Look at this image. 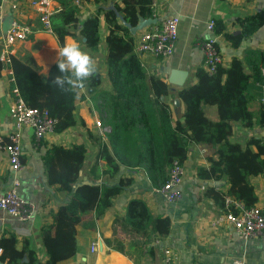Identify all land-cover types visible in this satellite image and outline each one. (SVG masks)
I'll list each match as a JSON object with an SVG mask.
<instances>
[{
	"label": "trees",
	"instance_id": "16d2710c",
	"mask_svg": "<svg viewBox=\"0 0 264 264\" xmlns=\"http://www.w3.org/2000/svg\"><path fill=\"white\" fill-rule=\"evenodd\" d=\"M60 9L51 18L53 34L59 47L66 37L82 42L85 49L96 52L99 45V15L107 26L105 57L106 78L109 90L97 95L101 124L108 130L104 137L87 133L96 148L91 171L99 161L105 162L102 175L113 177L122 167L130 171L143 170L154 187H160L167 178L173 161L183 163L188 145L212 148L213 156L208 159L207 168H199L196 177L202 181L225 179L229 184L228 196L240 201L245 208L254 206L257 198L250 178H264V142L250 138L243 149L237 143L228 141L231 124L238 123L250 129L256 123L264 126V103L259 106L256 117L248 109L250 91L254 83L263 84L264 51L248 50L243 61L232 58L227 67L218 66L214 74H208L203 67L195 69V83L180 88L176 97L184 105L182 122H172L167 103L170 94L168 86L155 75L146 74L135 53L133 36L128 27H135L139 19L155 17L152 0H119L113 9H98L94 15L80 21L78 8L73 0H57ZM214 22V34H222L229 45L237 49L242 40L254 34L264 25V11L237 20L240 33H224V25ZM243 62L249 73L244 71ZM30 68L34 65L26 60ZM20 94L29 108L45 110L56 120L55 133L82 125L76 116L75 103L81 97L76 86L58 89L51 83L58 75L56 65H51L44 75H39L27 87L22 86L14 70ZM101 84V75L93 72L84 82L87 94L96 92ZM215 106L218 121L206 118L202 106ZM255 120V121H254ZM255 147V151L251 147ZM86 156L83 145L69 148L52 146L43 156L44 173L48 185L57 186L58 191L68 195L67 201L52 215L49 226L42 228L40 236L45 249L46 261L40 263L32 252L27 253V262H22L25 250L15 249V239H0V259L6 264H57L74 256L76 252L75 227L83 215L93 213L94 219L101 218L111 205V200L121 194L130 178L120 179L117 184L105 182H79V173ZM205 196L221 208L223 196L214 189H207ZM115 223L125 232L135 233L141 239L131 243L130 248H143L149 241L162 239L170 232V220L164 217L152 218L141 201H131L124 218ZM94 227V222L87 225ZM111 250L129 255L124 245L115 239H104ZM151 254V249L147 253ZM137 264V263H136Z\"/></svg>",
	"mask_w": 264,
	"mask_h": 264
},
{
	"label": "crops",
	"instance_id": "0c3cea01",
	"mask_svg": "<svg viewBox=\"0 0 264 264\" xmlns=\"http://www.w3.org/2000/svg\"><path fill=\"white\" fill-rule=\"evenodd\" d=\"M32 0H0V48L3 38L2 24L10 16L13 22L28 25L34 33L25 41L17 42L14 46L15 70L22 86L27 87L39 75H44L48 68L58 60L59 45L54 34L40 29L38 13L31 5ZM119 0H83L78 8V20L82 21L94 15L98 9H110ZM53 8L58 12L59 2L54 0ZM156 26L170 16L179 18L177 28V42L174 52L168 59L161 60L147 55L138 58L148 75H155L168 86L170 94L167 98L171 110L172 122H182L184 113L183 103L176 97L177 90L195 83V69L202 67L203 57L200 44L212 34L206 25L210 21H219L224 25V33L236 35L240 33L237 20L255 15L264 11V0H158L154 3ZM99 45L96 52L84 48L82 38L80 42L66 37L64 44L70 41L79 43L82 51L93 60L94 72L106 77V68L103 65L105 57V42L107 26L103 16L99 15ZM145 28L131 33L134 46L140 40ZM216 45L222 58V67H227L232 58L243 61L248 50L264 51V25L254 34L242 40L237 49L232 48L222 34H213ZM34 65L30 68L26 60ZM244 71L249 73L243 62ZM172 70L186 72L182 85L170 83ZM264 77V75L262 74ZM108 91V90H107ZM87 94L86 88L77 87V94L81 98L75 103L76 116L82 125L73 126L62 133H53L44 137L38 144L35 143L32 130L23 127L21 136L22 169L17 173L19 180L18 195L33 207V215L29 221L22 222L10 217L0 210V239L13 237L17 251L25 250L22 262H27V253L30 251L40 263L47 257L41 240V230L52 222V215L63 205L68 195L58 191L57 186L48 185L44 173L43 156L52 146L69 148L74 145H83L86 156L79 173V182H105L108 185L117 184L120 179L130 178L131 182L126 189L111 200L110 207L99 219H94L93 213L83 215L81 222L75 227L76 252L73 257L57 264H163V250L170 249L177 258L178 264H232L240 260L242 264H264V242L244 241L229 228L224 226L211 227L209 221L217 216L222 208L211 198L205 196L207 189H214L220 195H228L229 184L221 178L219 180L202 181L196 177L199 168L209 166L208 159L213 156V149L200 145H188L186 160L182 163L185 175L183 177L181 198L174 203H167L156 192L150 177L143 170L130 171L122 167L115 176L107 177L101 174L106 169L105 162L99 161L97 168L91 171L96 148L88 139L87 133L101 134L96 122H101V113L98 108L97 95ZM11 94L7 82V74L0 65V140L7 139L14 131L13 122L8 113L11 103ZM264 103V83H254L250 91L249 111L256 117L259 106ZM207 119L218 121L216 112L209 106H202ZM255 121V120H254ZM250 138L264 142V126L256 123L252 128L241 127L238 123L231 124L230 143H237L243 149ZM251 149L255 151V147ZM13 174L9 170L6 153L0 148V192L7 191L12 185ZM250 184L257 198L255 205L264 204V178L252 177ZM203 187V189H201ZM131 201H141L145 204L152 218L166 217L170 220V232L162 239L149 241L143 248L132 247L131 243L138 242L141 237L135 233L123 231L115 220L125 217ZM94 222V227L87 225ZM104 239H115L124 245L129 255L121 254L109 249ZM157 241V244H156ZM96 244L92 252L91 246ZM151 249V254L148 251ZM1 252V250H0ZM0 262L2 263L1 259ZM6 264V263H2Z\"/></svg>",
	"mask_w": 264,
	"mask_h": 264
},
{
	"label": "built area",
	"instance_id": "2783aa9c",
	"mask_svg": "<svg viewBox=\"0 0 264 264\" xmlns=\"http://www.w3.org/2000/svg\"><path fill=\"white\" fill-rule=\"evenodd\" d=\"M82 1L73 0L72 4L79 6ZM152 1L154 5L158 0ZM53 3L54 0L31 1V5L38 13L40 29L50 34H53L51 18L57 12L53 8ZM178 23L179 18L177 16H170L160 26H156V24L148 26L137 45H135V51L140 55H147L161 60L170 58L177 42ZM206 29L212 36L200 44L203 57L202 67L208 74H214L218 66H221L222 58L213 37L214 22H208ZM33 33L34 31L28 25L12 22L10 28L3 35L0 48V65L7 74V82L12 98L8 113L14 125V131L8 135L7 139L0 140V148L5 151L9 170L13 174L10 189L0 192V210L22 222L29 221L32 218L34 209L18 195L20 183L16 175L22 169L20 130L23 127L30 128L34 141L38 144L44 137L55 132L54 127L56 124V120L50 118L45 110L26 106L14 74V46L17 42L27 40ZM262 74L264 75V70ZM96 127L99 128L101 134H105L108 130L101 122H96ZM184 175L183 165L178 161H173L168 170L166 181L156 189V192L165 202L174 203L181 198V185ZM223 202L220 213L209 221L211 227L224 226L244 241L264 242V204L245 208L240 201L234 200L228 195H223ZM90 250L94 252L96 244H93ZM163 264H178L177 258L170 249L163 250ZM232 264H242V262L234 260Z\"/></svg>",
	"mask_w": 264,
	"mask_h": 264
},
{
	"label": "clouds",
	"instance_id": "9594fccd",
	"mask_svg": "<svg viewBox=\"0 0 264 264\" xmlns=\"http://www.w3.org/2000/svg\"><path fill=\"white\" fill-rule=\"evenodd\" d=\"M57 55L59 59L54 63L59 74L52 77L51 83L58 89L83 87L95 70L92 58L74 40L63 44Z\"/></svg>",
	"mask_w": 264,
	"mask_h": 264
},
{
	"label": "water",
	"instance_id": "95a60500",
	"mask_svg": "<svg viewBox=\"0 0 264 264\" xmlns=\"http://www.w3.org/2000/svg\"><path fill=\"white\" fill-rule=\"evenodd\" d=\"M110 9H113V7H111ZM117 17L124 26L129 28L130 33H134L135 31L141 30L142 28H147L148 26L154 25L157 22V19L155 17L149 18V19H139V22L135 27H130L128 24L123 22V19L120 15L117 14ZM12 22H13V19L10 16H8L5 19V21L2 24L3 34H5L6 31L10 28ZM82 41L84 42V39H82ZM185 77H186V72L178 71V70H172L170 73L169 81H170V83H176V80H178L180 82V85H182ZM0 264H2V263L0 262Z\"/></svg>",
	"mask_w": 264,
	"mask_h": 264
},
{
	"label": "rangeland",
	"instance_id": "374dc122",
	"mask_svg": "<svg viewBox=\"0 0 264 264\" xmlns=\"http://www.w3.org/2000/svg\"><path fill=\"white\" fill-rule=\"evenodd\" d=\"M104 61V60H103ZM99 90L100 91H107L109 90V82H108V79L106 77L102 78V81H101V84L99 86ZM211 111L213 112H216V108L215 106H209ZM217 114V112H216Z\"/></svg>",
	"mask_w": 264,
	"mask_h": 264
}]
</instances>
